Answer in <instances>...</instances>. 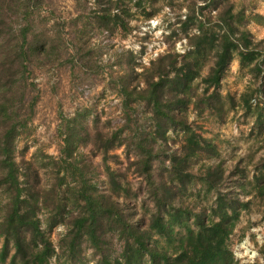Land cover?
<instances>
[{"label":"rangeland","instance_id":"1","mask_svg":"<svg viewBox=\"0 0 264 264\" xmlns=\"http://www.w3.org/2000/svg\"><path fill=\"white\" fill-rule=\"evenodd\" d=\"M113 2L19 0V7L8 13L15 36L27 28L26 83L34 85L31 90L29 86L24 88L22 81L15 84L17 93L23 92L24 97L20 103L15 99L10 110L27 109L31 98L36 96L34 113L15 139V161L22 173L29 169L31 180L39 188L48 190L57 181V174L64 172L59 160L64 136L73 127L81 129L88 133L87 144L77 145L71 161L79 168L86 166L90 170L86 178L101 190H106V166L116 170L121 174L117 180L128 204L146 221L152 204L147 199L144 180L130 165L135 159L133 145L113 147L104 157L93 144V135L122 130L120 138L127 143L136 128L148 130L152 121L150 108L146 102L135 99H129L124 106L121 83L142 90L151 62L167 53L183 54L188 47L187 36L197 30L199 21L219 23L217 16L227 6L235 14L237 26H245L253 40L262 41L264 47V20L254 18L264 17V0H142L139 7L130 2L123 10H117ZM118 5L124 6L122 2ZM102 14H119L124 25H115L112 17H108L106 26H102L98 18ZM215 29L221 33L218 27ZM198 61L199 75L204 77L213 63L212 54L200 56ZM251 66H240L234 56L220 80L221 98L216 102L220 103L219 109L199 114L190 106L187 112L191 127L210 140L218 153L212 158L204 155L190 158V172L198 177L205 168L219 166L228 178L218 186V191L231 190L239 199L250 201L249 209L240 213L228 240L238 264H264V196L257 193L259 185L264 188V181L258 182L263 170L256 169L264 159V95L260 94V82L251 73ZM200 86L197 92L201 91ZM243 94L251 95V111L241 105ZM228 96L234 98V106ZM166 137L167 147L180 149L182 132L169 131ZM157 140L155 148L164 149L160 139ZM164 168L169 169L167 161L163 164L154 161L155 175ZM70 174L71 169L68 182ZM181 193L175 204L182 201L194 213L203 209L209 213L215 207L217 192L210 191L198 179ZM5 199L0 192V214ZM44 211L38 215L42 222ZM64 232V226H55L50 231L52 242L57 244ZM184 233L178 229V236ZM157 242L164 245L163 239L157 238ZM113 249V256H118L119 243L114 242Z\"/></svg>","mask_w":264,"mask_h":264},{"label":"trees","instance_id":"2","mask_svg":"<svg viewBox=\"0 0 264 264\" xmlns=\"http://www.w3.org/2000/svg\"><path fill=\"white\" fill-rule=\"evenodd\" d=\"M18 1L0 0V192L6 197L0 214V264H238L228 240L240 213L249 209L250 201L239 199L231 190L218 191V186L228 178L219 166L205 168L198 177L190 172V158L200 155L212 158L218 153L210 140L191 127L187 112L190 106L199 114L219 109L220 103L216 102L221 98L220 80L234 56L240 66L252 65L250 71L258 78L260 94L264 95L262 41L255 42L245 26H237L235 14L227 6L217 16L219 23L199 21L197 30L187 36L188 47L183 54L167 53L151 62L142 90L121 83L123 105L127 106L129 99L146 102L151 124L148 130L136 128L127 143L120 138L122 130L109 135L96 132L93 144L104 157L113 147L133 145L135 159L130 165L144 180L147 199L152 204L145 221L128 204L117 180L121 174L106 166V190H101L86 178L90 173L86 166L79 168L71 161L77 145L87 144L88 133L81 129L73 127L64 136L59 157L64 172L57 174L54 186L48 190L39 188L31 180L28 168L27 173L21 172L15 161V139L34 113L36 96L31 98L27 109L10 110L15 99L20 103L24 97L23 92L18 94L15 89L17 82L34 89L33 83H26L27 28L15 36L8 19V13L19 7ZM114 1L117 10H123L130 2L139 7L142 2ZM120 2L124 4L122 8ZM106 15H98L102 26H106L108 17H112L115 25H124L119 14ZM254 18L264 20L260 15ZM216 27L221 33L215 32ZM207 53L212 54L213 63L201 77L198 59ZM124 78L126 83L127 77ZM197 79L199 83L193 84ZM199 85L201 91L197 92ZM240 97L242 107L251 111V95ZM229 99L234 106V98ZM169 131L182 132L180 149L166 146ZM157 139L164 149L155 148ZM154 161L162 164L167 161L169 169H161L155 175ZM70 169L72 177L68 182ZM256 169L263 170L258 182L264 181V159ZM195 179L217 192L215 207L209 213L206 209L194 213L182 201L175 204ZM257 193L264 196L262 185ZM42 210H45L43 222L38 216ZM57 225L64 226L65 232L54 244L50 231ZM178 229H183L184 235L178 236ZM157 238L163 239L164 245H158ZM114 242L121 246L118 256H113Z\"/></svg>","mask_w":264,"mask_h":264},{"label":"built area","instance_id":"3","mask_svg":"<svg viewBox=\"0 0 264 264\" xmlns=\"http://www.w3.org/2000/svg\"><path fill=\"white\" fill-rule=\"evenodd\" d=\"M252 101H254V100H252Z\"/></svg>","mask_w":264,"mask_h":264}]
</instances>
